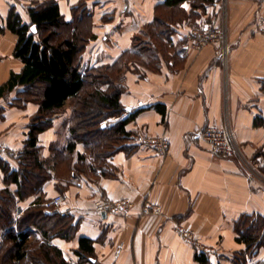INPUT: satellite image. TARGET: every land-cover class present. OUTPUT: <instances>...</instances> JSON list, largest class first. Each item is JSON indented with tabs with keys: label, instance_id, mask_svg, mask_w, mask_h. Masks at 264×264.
I'll use <instances>...</instances> for the list:
<instances>
[{
	"label": "crops",
	"instance_id": "1",
	"mask_svg": "<svg viewBox=\"0 0 264 264\" xmlns=\"http://www.w3.org/2000/svg\"><path fill=\"white\" fill-rule=\"evenodd\" d=\"M45 1L49 0H0V26L5 29L0 30V85L24 68L14 55L18 36L7 28L10 10L14 7L30 23L29 9ZM54 1L65 22L82 14L89 22L84 70L114 66L129 54L120 102L127 110H140L127 131L133 137L165 135L170 147L166 155H159L131 139L107 160V174H103L91 168L84 144L67 151L72 117L67 102L39 135L40 160L49 177L24 198L16 196V206L25 212L39 198L44 205L63 194L62 209H72L77 233L71 240L54 238L52 244L74 264H79L76 250L81 237L94 241L95 259L85 264H202L181 229L205 245L209 264H236L247 250L237 240L236 222L243 215L264 217V124L256 123L258 117L264 119V25L260 23L264 0L225 1L227 63L222 43L199 46L191 36L205 23L223 21L222 0L204 8H194L191 0L176 8L168 7L166 0ZM158 16L172 29L169 40L159 46L147 30ZM141 41L155 58L133 52ZM22 90L0 97V191L9 189L14 194L19 187L8 181L6 170L20 169L19 155L40 108L36 102L15 105ZM227 123L243 161L213 153L199 137L202 129ZM77 164L83 165L80 175L74 172ZM99 196L129 199L135 205L126 215L100 214L95 209ZM146 201L160 205L162 214L142 215ZM4 234L1 228L0 240ZM246 260L264 262V245L247 254Z\"/></svg>",
	"mask_w": 264,
	"mask_h": 264
},
{
	"label": "trees",
	"instance_id": "2",
	"mask_svg": "<svg viewBox=\"0 0 264 264\" xmlns=\"http://www.w3.org/2000/svg\"><path fill=\"white\" fill-rule=\"evenodd\" d=\"M184 1L187 0H166L165 4L176 8ZM191 1L194 8H204L206 3L213 4L215 0ZM29 14L30 23H27L14 7L9 12L7 28L18 36L14 55L24 63V68L19 73L12 72L9 80L0 85V97L23 87L14 104L23 106L27 102H36L40 108L19 155L20 169L6 170L8 181L17 183L19 188L15 194L9 189L0 191V229H5L0 240V264H74L67 261L62 250L52 244L54 238L71 240L76 236L78 225L71 215L46 212L44 201L40 198L20 218L14 212L16 196L24 198L49 177L40 160L39 135L51 126L52 117L61 112L67 102H73L66 149L73 152L78 143L84 144L92 158L91 168L107 174V160L118 150L126 148V142L134 138L126 126L140 109L132 111L122 120L105 123L127 111L120 97L124 90L121 82L129 54H125L114 66L84 70L82 55L90 33L84 14L76 21L65 22L58 2L54 0L31 7ZM0 30L5 29L0 26ZM147 30L159 46L164 39L169 40L172 29L158 16ZM147 51L146 43L142 41L133 46L135 54L155 58L156 55L149 51L147 54ZM157 108L161 110L160 106ZM256 123L264 124V119L258 117ZM81 167L83 165L77 164L74 172L78 173L76 169ZM235 231L238 242L247 245L246 253L236 259V264H248L247 254L253 255L264 245V217L243 215L236 222ZM94 251V241L81 237L76 250L79 264L95 259ZM196 259L202 264H209L204 252L196 251Z\"/></svg>",
	"mask_w": 264,
	"mask_h": 264
},
{
	"label": "built area",
	"instance_id": "3",
	"mask_svg": "<svg viewBox=\"0 0 264 264\" xmlns=\"http://www.w3.org/2000/svg\"><path fill=\"white\" fill-rule=\"evenodd\" d=\"M222 1H224L222 19L225 22L227 17L226 0ZM260 23L264 25V18L260 19ZM191 36L196 40L199 46L210 43H222V55L226 63L228 62L229 45L225 25L223 26L216 21H211L193 29ZM131 112V110H127L116 117V119L122 120ZM199 137L209 145L213 153L220 156H233L242 161L244 160L243 152L237 143L236 136L229 123L224 126L210 125L199 132ZM133 140L137 145L150 149L159 155H166L170 147V140L165 135L154 136L148 133H140L137 134ZM65 202V196L63 194H57L52 197L50 201L46 202L45 210L51 214L58 212L62 215H70L72 213L71 208L62 209ZM134 205V202L129 199H112L108 196H99L95 200V209L100 214L126 215L134 208ZM23 214L24 209L19 208L18 215L22 216ZM141 214L160 215L162 214V207L151 201H146L141 208ZM181 232L192 243L196 251L200 253L205 251V245L198 239H195L190 231L181 229ZM120 250L121 249H118L116 251V256L120 255Z\"/></svg>",
	"mask_w": 264,
	"mask_h": 264
},
{
	"label": "rangeland",
	"instance_id": "4",
	"mask_svg": "<svg viewBox=\"0 0 264 264\" xmlns=\"http://www.w3.org/2000/svg\"><path fill=\"white\" fill-rule=\"evenodd\" d=\"M220 25H223V26L225 25V30H226V32H227V30H228V24H227V22H226V21L224 22V21L221 20ZM227 40H228V38H227ZM229 46H230V45H229ZM103 86H104V85H103ZM104 87H105V89L107 88L106 85H105ZM75 103H76V102H75ZM68 104H69V108H70V107H72V105H73L74 103H73V102H69ZM71 110H72V109H71ZM72 111H73V110H72ZM112 121H115V120H114V119L106 120L105 123H109V122H112ZM76 171L78 172L77 174L80 175V171L77 170V169H76ZM50 200H51V198L48 199V200H46L45 203H44V206H45L46 202H48V201H50ZM19 208H22V207L19 206V207H17L16 209H14V210H15V211H14V212H15V215H16L17 217H21L20 215H18V209H19Z\"/></svg>",
	"mask_w": 264,
	"mask_h": 264
},
{
	"label": "water",
	"instance_id": "5",
	"mask_svg": "<svg viewBox=\"0 0 264 264\" xmlns=\"http://www.w3.org/2000/svg\"><path fill=\"white\" fill-rule=\"evenodd\" d=\"M33 29H35L34 31H36V27H33Z\"/></svg>",
	"mask_w": 264,
	"mask_h": 264
},
{
	"label": "snow or ice",
	"instance_id": "6",
	"mask_svg": "<svg viewBox=\"0 0 264 264\" xmlns=\"http://www.w3.org/2000/svg\"><path fill=\"white\" fill-rule=\"evenodd\" d=\"M33 30H35V29H33Z\"/></svg>",
	"mask_w": 264,
	"mask_h": 264
}]
</instances>
